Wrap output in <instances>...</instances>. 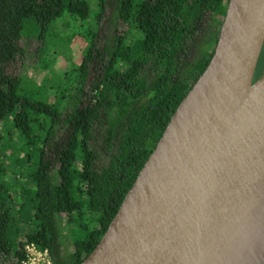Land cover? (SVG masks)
Returning <instances> with one entry per match:
<instances>
[{
  "label": "trees",
  "instance_id": "16d2710c",
  "mask_svg": "<svg viewBox=\"0 0 264 264\" xmlns=\"http://www.w3.org/2000/svg\"><path fill=\"white\" fill-rule=\"evenodd\" d=\"M227 4L0 0V122L13 116L26 149L27 170L21 172L30 180L10 187L0 156V264H22L30 244L47 250L55 264H80L92 252L172 114L206 69ZM28 18L36 21L41 43L52 25L67 19L85 45L74 85L68 93L58 90V103L21 87ZM63 100L68 103L60 107ZM25 209L32 229L14 244L15 215ZM60 214H76L84 233L67 259L59 254Z\"/></svg>",
  "mask_w": 264,
  "mask_h": 264
},
{
  "label": "water",
  "instance_id": "95a60500",
  "mask_svg": "<svg viewBox=\"0 0 264 264\" xmlns=\"http://www.w3.org/2000/svg\"><path fill=\"white\" fill-rule=\"evenodd\" d=\"M263 48L264 0H228L206 69L80 264H216L264 212Z\"/></svg>",
  "mask_w": 264,
  "mask_h": 264
},
{
  "label": "rangeland",
  "instance_id": "374dc122",
  "mask_svg": "<svg viewBox=\"0 0 264 264\" xmlns=\"http://www.w3.org/2000/svg\"><path fill=\"white\" fill-rule=\"evenodd\" d=\"M38 33L36 21L33 18L25 19L22 35L26 61L20 69L21 87L26 92L46 98L50 103H58L56 99L58 90H65L68 93L71 86L74 85L77 76L76 68L81 61L85 45L81 39L73 36V32L68 27L67 19L51 26L44 43L38 41ZM203 41L206 40H198L197 44ZM203 47L204 45H201L199 49L202 50ZM263 72L264 48L259 58L255 76H260ZM67 103V100H63L60 107L67 105ZM12 118L13 116H9L0 122V156L4 154L3 163L7 166L3 181L8 183L10 187H14L20 182L30 185L29 177L26 173L21 172L27 170L25 168L26 160L22 159V154L26 150L24 139L13 127ZM11 195L13 196V192ZM14 211L15 209L12 208V213ZM29 215L28 209L15 215L13 230L10 234L14 244L20 243L24 234L31 231ZM55 223L61 248L59 254L62 259H67L73 252L72 243L75 240L83 239L84 233L79 229L76 214L70 216L60 214L55 218ZM89 227L92 228L93 224H90Z\"/></svg>",
  "mask_w": 264,
  "mask_h": 264
},
{
  "label": "bare ground",
  "instance_id": "6f19581e",
  "mask_svg": "<svg viewBox=\"0 0 264 264\" xmlns=\"http://www.w3.org/2000/svg\"><path fill=\"white\" fill-rule=\"evenodd\" d=\"M260 207L259 210H263ZM216 264H259L264 255V212L255 214Z\"/></svg>",
  "mask_w": 264,
  "mask_h": 264
},
{
  "label": "built area",
  "instance_id": "2783aa9c",
  "mask_svg": "<svg viewBox=\"0 0 264 264\" xmlns=\"http://www.w3.org/2000/svg\"><path fill=\"white\" fill-rule=\"evenodd\" d=\"M24 251L25 259L22 264H55L47 250H40L34 244L26 245Z\"/></svg>",
  "mask_w": 264,
  "mask_h": 264
},
{
  "label": "flooded vegetation",
  "instance_id": "af4514ba",
  "mask_svg": "<svg viewBox=\"0 0 264 264\" xmlns=\"http://www.w3.org/2000/svg\"><path fill=\"white\" fill-rule=\"evenodd\" d=\"M258 77H259V75H258L257 77L255 76V79H257ZM53 260H54V259H53ZM54 263H55V262H54Z\"/></svg>",
  "mask_w": 264,
  "mask_h": 264
}]
</instances>
